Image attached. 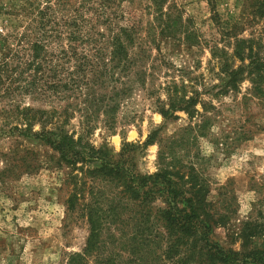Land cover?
<instances>
[{
    "label": "rangeland",
    "instance_id": "obj_1",
    "mask_svg": "<svg viewBox=\"0 0 264 264\" xmlns=\"http://www.w3.org/2000/svg\"><path fill=\"white\" fill-rule=\"evenodd\" d=\"M58 1L65 8L87 6L80 0H52ZM257 1L162 0V23L152 0L115 1L111 8L120 16L118 24L137 26L138 38L154 43H148L145 83L131 84L114 130L99 124L87 139L117 158L124 143L143 144L156 134L143 153H136L135 172L147 176L166 167L178 170L182 195L177 207L199 192L203 202L197 213L216 222L213 240L238 253L243 264H258L252 255L264 251V4ZM2 3L8 12L26 9L25 0ZM4 16L0 32L8 24ZM13 17L14 27L27 21ZM164 22L176 31L161 33ZM21 46L27 45L0 42V56ZM222 69L238 71L235 86L226 92ZM171 85H183L186 99L196 97L189 109L194 113L176 112L165 120L156 111L157 100L167 101L163 90ZM10 100L0 91V108ZM15 101L36 106L22 96ZM78 120H70L76 133ZM1 124L0 264H67L85 248L90 218L101 223V237L98 251L86 256L85 264H185L187 247H178L180 256L166 253L167 232L157 219L168 209L164 197L142 207L123 187L96 176L99 164H78L73 170L58 166L50 148L3 134ZM147 208L151 217L144 221ZM249 230L253 236L244 240L242 233ZM193 243L190 239L189 246ZM200 247L197 242L195 251Z\"/></svg>",
    "mask_w": 264,
    "mask_h": 264
},
{
    "label": "trees",
    "instance_id": "obj_2",
    "mask_svg": "<svg viewBox=\"0 0 264 264\" xmlns=\"http://www.w3.org/2000/svg\"><path fill=\"white\" fill-rule=\"evenodd\" d=\"M80 1L86 8L82 4L76 8L67 4L65 8L62 1L52 0H45L40 7L38 0H25L26 9L21 7L13 13L0 0V15H5L8 23L0 32V42L12 40L27 45L21 46L22 53L8 50L0 56V91L11 99V103L0 108L3 134L37 140L57 154L58 166L73 170L78 164H99L94 174L123 187L142 207L156 196L164 197L168 209L157 219L167 232L166 253L178 255V247H187L185 264L189 260L195 264H243L238 253L213 240L212 226L216 222H211L207 213L205 218L197 213V205L203 202L199 192L185 198L183 208L177 207L176 198L182 195L178 170L166 167L147 176L135 172L132 163L136 153H143L155 141L156 134L143 144L124 143L117 158L110 156L105 147L97 149L87 140L99 124L108 131L114 130L116 113L133 89L131 86L145 83V62L149 60V44L154 42L138 38L137 26L118 24L120 16L111 8L118 0ZM152 2L155 16L162 23L161 17L166 16L159 8L162 0ZM257 3L264 4L261 0ZM13 15L27 19L25 25L14 27ZM168 31L176 30L164 22L160 32ZM220 74L224 75L221 87L225 92L235 86L237 70L222 69ZM163 91L167 101L158 99L155 106L163 119H173L176 112L194 113L189 109L197 104L196 97L186 99L183 85H171ZM19 96L36 106L21 107L15 101ZM75 118L79 119L77 133L70 129V120ZM141 215L148 221L149 208ZM251 231L242 233V238L252 237ZM100 237L101 223L90 218L86 246L81 253L72 254L67 264H85V257L98 251ZM190 239L195 241L191 246ZM197 242L201 247L196 252ZM252 259L264 264V251L254 253Z\"/></svg>",
    "mask_w": 264,
    "mask_h": 264
}]
</instances>
